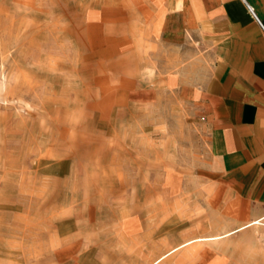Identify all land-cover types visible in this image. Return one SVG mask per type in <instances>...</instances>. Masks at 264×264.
<instances>
[{
    "label": "rangeland",
    "instance_id": "rangeland-1",
    "mask_svg": "<svg viewBox=\"0 0 264 264\" xmlns=\"http://www.w3.org/2000/svg\"><path fill=\"white\" fill-rule=\"evenodd\" d=\"M72 7L0 0V264H264V216L226 218L200 121L107 108Z\"/></svg>",
    "mask_w": 264,
    "mask_h": 264
},
{
    "label": "crops",
    "instance_id": "crops-1",
    "mask_svg": "<svg viewBox=\"0 0 264 264\" xmlns=\"http://www.w3.org/2000/svg\"><path fill=\"white\" fill-rule=\"evenodd\" d=\"M74 1L103 104L181 102L226 218L264 216V0Z\"/></svg>",
    "mask_w": 264,
    "mask_h": 264
}]
</instances>
